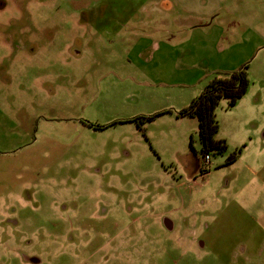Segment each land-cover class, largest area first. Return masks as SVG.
I'll return each mask as SVG.
<instances>
[{
    "label": "rangeland",
    "instance_id": "374dc122",
    "mask_svg": "<svg viewBox=\"0 0 264 264\" xmlns=\"http://www.w3.org/2000/svg\"><path fill=\"white\" fill-rule=\"evenodd\" d=\"M261 214L264 0H0V264H264Z\"/></svg>",
    "mask_w": 264,
    "mask_h": 264
},
{
    "label": "trees",
    "instance_id": "16d2710c",
    "mask_svg": "<svg viewBox=\"0 0 264 264\" xmlns=\"http://www.w3.org/2000/svg\"><path fill=\"white\" fill-rule=\"evenodd\" d=\"M250 84L248 63L234 71H216L202 92L195 96L187 106L177 111L179 116L198 117L202 152L205 158L211 152H224L228 148L225 139L217 138L220 122L216 111L221 100L227 98L228 106H234L248 91ZM240 153L241 148L230 156V160L236 159Z\"/></svg>",
    "mask_w": 264,
    "mask_h": 264
},
{
    "label": "crops",
    "instance_id": "0c3cea01",
    "mask_svg": "<svg viewBox=\"0 0 264 264\" xmlns=\"http://www.w3.org/2000/svg\"><path fill=\"white\" fill-rule=\"evenodd\" d=\"M194 95H195V94H191V95H189V96L185 99L184 103L182 104V106H180L179 109H181V108L185 107L186 105H188V104L190 103L191 99L194 97ZM258 219H259V221H260L259 224H260L261 226L264 227V214H261V215L259 216Z\"/></svg>",
    "mask_w": 264,
    "mask_h": 264
}]
</instances>
